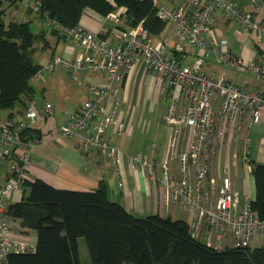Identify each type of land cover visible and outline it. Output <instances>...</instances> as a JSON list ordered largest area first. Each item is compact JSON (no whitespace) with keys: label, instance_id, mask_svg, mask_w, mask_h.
<instances>
[{"label":"built area","instance_id":"2783aa9c","mask_svg":"<svg viewBox=\"0 0 264 264\" xmlns=\"http://www.w3.org/2000/svg\"><path fill=\"white\" fill-rule=\"evenodd\" d=\"M2 2L4 5L5 1ZM151 2L156 16L172 26L173 40L153 35L143 20L124 25L119 12H109L106 19L112 24H103L96 32L79 25L65 27L45 16L79 51L71 60L57 57L48 62L34 78H40L41 72L50 70L54 63L65 64L72 70L85 68L104 73L103 83L88 84L87 97L67 112L59 132L75 136L76 147L81 151H101L113 164L115 174H119L125 153L118 142L112 141V136L118 140L127 125V116H122L120 110L122 80L140 62L156 78L162 100L168 99L159 118L166 136L159 161L152 157L155 142H151L149 150L129 155L132 167L161 187L165 205L174 203L191 213L188 224L192 236L208 246L221 249L260 244L264 241V219L251 207L252 197L241 196L234 188L228 166L216 175L211 162L223 142L231 141V158L241 157L250 165L246 133L262 118L264 92L242 88L224 73L208 72L203 66L212 65L207 60L210 56L217 64L241 67L264 77V64L251 50L247 55L233 53L226 34L217 28L220 19L239 23L245 37L263 46L264 0H248V9L234 0ZM23 5L39 12L38 0H24ZM2 19L0 15V22ZM188 56L194 59L192 64L186 63ZM52 113L51 102L40 104L31 100L24 115L15 122H0V152L3 157L12 158V177L0 183V264H8L10 252L35 249V239L12 227L3 197L22 187L31 148L41 140L40 136L25 138L21 132L33 128L38 118ZM174 160L176 175L171 169Z\"/></svg>","mask_w":264,"mask_h":264},{"label":"trees","instance_id":"16d2710c","mask_svg":"<svg viewBox=\"0 0 264 264\" xmlns=\"http://www.w3.org/2000/svg\"><path fill=\"white\" fill-rule=\"evenodd\" d=\"M4 1L14 6L19 3ZM38 1V16L69 28L78 26L85 7L104 16L115 6L126 8V26L143 20L149 32L158 36L166 25L156 16L151 0ZM2 5L0 0V15ZM52 30L60 33L55 27ZM42 37L28 20L0 22V109L16 104L26 108L35 98L38 90L33 78L42 65L34 60L33 52ZM21 134L32 138L39 131L27 128ZM249 162L255 182L251 207L264 219V163ZM22 187L28 192L7 204L5 213L10 220H19L20 233L36 231V246L33 251L8 253V264H83L78 237L86 241L91 264H264V241L214 249L192 236L183 218L135 215L108 197L102 181L94 190H72L54 187L41 178H26Z\"/></svg>","mask_w":264,"mask_h":264},{"label":"crops","instance_id":"0c3cea01","mask_svg":"<svg viewBox=\"0 0 264 264\" xmlns=\"http://www.w3.org/2000/svg\"><path fill=\"white\" fill-rule=\"evenodd\" d=\"M23 1L24 0H19L18 6H14L13 4L9 5L5 2V6H2L3 11L1 14L3 21L7 23L10 20H28L35 32L42 33L43 37L39 38L42 44H40L39 47H41L40 51L43 54L44 51H48L47 55H49V60L47 63L50 61L52 62V60H55L57 57L67 60L73 59L79 51L78 46L65 36H61L54 32L51 23L45 17L38 16L35 13L28 14L29 11L23 5ZM234 1L243 8H250L248 0L247 3H243L240 0ZM23 10H26L27 14H25ZM103 24L109 25L105 15H100L89 7L83 9L78 23L80 27L94 32L98 31ZM229 24L232 26H235V24L237 25L235 22H228L220 19L217 28L223 33H226L225 31H227V29L223 27V25ZM47 26L51 29L49 30ZM165 27L157 37L173 40L172 26L167 30ZM48 31L54 34V36H48ZM235 33L239 34L240 32L238 30ZM44 41L47 42V45ZM61 41H63V46L57 56L58 45ZM242 42L240 41L238 49L246 55L250 49L254 57L260 63L264 64V45L258 46L256 44V50H253L247 47L245 42ZM241 44L245 45L242 46ZM37 50L38 46L34 50L35 53ZM47 55H45V57ZM39 57H43V55L39 54ZM55 65H57V63L53 64L49 70L48 76H46L42 82L41 80H33L37 90L39 89L44 96V98L40 100L35 95L33 100L40 104L45 101L51 102L53 105V113L49 116L38 118L33 126V129L35 128L39 131L41 140L31 148V160L27 166V178H41L54 187L72 190H94L102 181L107 189L108 197L111 200L119 202L135 215L145 216L152 213H159L160 215L170 217L172 206L176 204L171 203L165 205L161 200V187L152 180L145 179L139 171L132 167L129 159V155L134 152L145 149L149 150L151 142H155V146L151 151L155 161H159L164 149L166 136L165 127L161 123H156L152 126V121L143 117V110L149 112L154 111V106L151 105V99L157 101L159 98L157 80L154 75L146 72L142 64L138 62L122 80L123 90L121 93L122 102L120 110L122 116H127V125L122 136L118 140H115L112 136V141L118 142L125 156L121 159L119 164V174H115L113 164L101 151L96 149H91L86 152L81 151L76 147L75 136L60 134L59 128L64 122L67 112L73 111L81 101L72 103L71 98L74 96L73 93L69 99L65 100L62 98L61 94L57 92V70H53ZM62 65L66 66L65 64ZM211 66L212 65L209 64L207 67L211 68ZM66 67L73 75L75 74L74 77L79 78V82L83 83L81 91L85 94V96H83L84 99L88 95L87 86L89 83L96 82L94 84H99L105 81L104 73L101 71L90 72V70L85 68L72 70L68 66ZM60 77L63 79L61 83L62 86L66 89H70L67 78L62 74H60ZM260 78L263 79L262 83L250 86L247 84L242 87L238 83H235L245 89H258L264 92V77ZM71 86L74 87L73 84H71ZM45 93L47 95H44ZM141 104L142 109L141 112H139V119L134 123L135 108L137 105ZM25 109L26 108H23L20 104H16L12 108L0 109V122H15L24 115ZM141 121L140 127H137ZM246 134L249 145V158L259 163H264V112L261 120L251 125ZM241 143L242 138H240L238 146H236L238 151L241 149ZM232 147L231 141L223 142L217 155L211 162L212 172H215L217 175L220 162H224L223 164L229 167V175L234 188L239 191L241 196L249 194L253 197L255 194V182L251 173V166L241 157L233 160L230 154L233 151ZM11 161L12 158H5L0 152V183L12 177ZM231 163L238 167L236 174L230 173ZM176 167V161L174 160L171 164V169L175 175L177 174ZM241 172L243 173L242 175ZM27 192L28 189L25 187L13 189L5 195L3 199L7 205L20 200ZM173 207L175 208V206ZM177 207L176 209H179ZM181 211L187 213V215L190 214L191 217L190 212ZM185 220H187V218ZM187 221H189V219ZM11 225L17 231L20 229L19 220L17 219H12Z\"/></svg>","mask_w":264,"mask_h":264},{"label":"rangeland","instance_id":"374dc122","mask_svg":"<svg viewBox=\"0 0 264 264\" xmlns=\"http://www.w3.org/2000/svg\"><path fill=\"white\" fill-rule=\"evenodd\" d=\"M240 1L243 3H247V0H240ZM121 7L123 9H121ZM21 8H22V6H21ZM125 9L126 8L124 6H115L114 9L111 10L110 12H119L120 17H121V22H123V24H125L124 23ZM23 11H25V14H27L26 10H23ZM28 11H29L28 14L34 13L31 10H28ZM106 15H105V17H106ZM107 23H109V25H111L112 21L107 19ZM223 27H225L227 29V31H225L226 32L225 34L227 36L228 44L231 47L233 53L238 54V55L241 53V50L238 49L240 41L245 42L247 47L252 48L253 50H256L255 39H253V38L248 39L247 37H245V33H244V31H242L241 25L239 23H237V25L235 24V26H232L231 24H229V25H223ZM47 28L49 30L51 29L49 26H47ZM169 28H170V24H166L165 29L167 30ZM238 30L240 33L236 34L235 32H237ZM47 35L48 36H54V34H52L49 31H48ZM35 44H36L35 48H37V46H38V50L36 51V53H35V51L33 52V58L37 62H39L43 67L46 65L45 63H47V61L49 60V58H48L49 55H47L48 51H44V54L41 53V51H40L41 47H39V46H40V44H42V42L40 40H37ZM43 44H44V42H43ZM62 44H63V41H61L60 44L58 45L57 56L59 55V52L62 49V46H63ZM39 54H42L43 57H39ZM45 55H47V56L45 57ZM193 60L194 59L191 58V56H188V59H186V63L192 64ZM207 60H209V62L212 64V66H211V68H208L207 65H204L203 66L204 70H206L208 72L214 70L216 74L224 73V75L227 79L228 78L231 79L233 82L238 83L242 87L247 85V84H248V86L253 85V84H259V83H262V81H263V79L260 78L259 76H256L255 74H253L249 71H246L241 67L232 68V67L225 65V64H217V63H215L214 59L210 56H208ZM53 70H55V71L57 70V92H59L61 94L62 98L67 100V99H69V97L73 93L74 96H73V98H71L72 103H74L76 101H81V103H82L84 100L83 96H85V94H83L81 91V89L83 88V83L79 82V78L74 77L75 74L73 75L71 73V71L66 66H64L60 63H57V65H55ZM90 72H92V71L90 70ZM48 74H49V70H43L40 74V78H38L36 80H41V82H42L46 78V76H48ZM60 74L64 75L67 78L68 83L70 85V89H66V88H64V86H62L61 83L63 82V79L60 77ZM33 80H35V79L33 78ZM37 82H39V81H37ZM93 83H96V82H93ZM71 84H73L74 87H72ZM44 95H47V94L45 93ZM36 96L40 100H42L44 98L43 93H41V91H39V89L37 91ZM161 96L162 95L159 96L157 101H154L153 99H151V101H152L151 105L154 106L153 112L143 110V117H146L147 119L151 120L152 126H154L156 123L157 124L160 123L159 118H160L161 114H163L165 106L168 103V99L162 100ZM160 108H161V112H160ZM141 109H142V104L136 106L135 112H134V115H135L134 116V119H135L134 123H136L137 119H139V112H141ZM140 118H141V116H140ZM155 119H156V122H155ZM142 121L137 125V127H140ZM223 163L224 162H222V161L220 162V166H219L220 168H219L218 173L221 172L223 166H226ZM232 163H231L230 173L236 174L238 167H236L235 165H232ZM239 171H240V169H239ZM242 174L243 173L241 172V175ZM173 206H175V208ZM173 206H172L171 214H170L171 218H183V219L187 218V220L190 219V214L187 215V213L182 212L179 209H176V207H177L176 205H173ZM27 235L33 239H36V231L35 230H30ZM77 247H78L80 262L83 264H91L88 247H87L86 241L83 237L77 238Z\"/></svg>","mask_w":264,"mask_h":264}]
</instances>
